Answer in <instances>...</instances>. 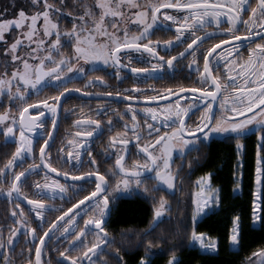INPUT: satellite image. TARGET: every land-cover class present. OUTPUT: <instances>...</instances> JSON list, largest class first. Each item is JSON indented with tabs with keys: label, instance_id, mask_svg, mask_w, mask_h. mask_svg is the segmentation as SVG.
I'll return each mask as SVG.
<instances>
[{
	"label": "snow or ice",
	"instance_id": "1",
	"mask_svg": "<svg viewBox=\"0 0 264 264\" xmlns=\"http://www.w3.org/2000/svg\"><path fill=\"white\" fill-rule=\"evenodd\" d=\"M12 7L17 13L11 18L5 16L7 8L0 12V57L5 61L0 71V105L3 99L10 105L0 112V136L5 146L15 145L0 166V196L11 205L7 216L11 223L0 224V264H16L17 255L23 264H128L127 249L117 245L108 228L116 201L125 195L150 200L152 205L148 228L136 233V247L144 252L136 264H152L151 250L172 241H186L202 254L219 255V239L197 230L198 219L223 203L222 188L213 184L211 171L195 181V192L186 205L190 225L184 215L177 217L172 228L154 235L162 224L172 223L168 196L183 191L181 172L185 167L192 171L202 166L200 157H187L206 147L213 135H230L235 140L236 167L241 170L242 140L255 134L249 219L250 226L264 229V0H24L19 5L13 0ZM66 17H71V27L62 29L60 21ZM13 29L19 33L9 41L6 33ZM173 29L169 39H152L157 30ZM245 42L246 58L240 51ZM66 46L71 48L70 55L63 51ZM145 53L148 59H144ZM134 58L144 66H133ZM184 60L198 86L178 84L157 90L148 85L154 94H147L137 83L131 89L84 90L109 87L104 76H90L97 71L107 74L109 67L122 83L129 78L125 70L134 80L154 79L156 73L182 71L177 65ZM79 77L86 78L84 88L70 87ZM46 88H53L56 94L31 102L33 95L40 96ZM73 91L112 102L137 101V105L126 103L121 112L107 107V100L98 99L95 117L90 114L74 120L77 130L61 140L56 159L62 166L58 168L53 165L51 149L56 143L62 98ZM141 100L164 103L140 108ZM17 101V111L12 113L11 106ZM194 109L201 115L189 123L187 118ZM105 135L103 151L95 153L96 139ZM176 157L182 161L179 166ZM28 158L32 162L24 167ZM108 161L114 162L102 172L100 165ZM42 171L43 182L28 183ZM50 173L63 176L65 182ZM233 175L237 176L232 189L236 193L241 190L243 172ZM109 176L116 178L114 183ZM68 178L73 183H67ZM149 181L153 182L151 188ZM26 186L35 189L32 196L26 193ZM70 189L76 197L75 202L69 198L70 207L48 204L57 197L65 199ZM160 192L167 196L157 198L155 194ZM49 212L59 215L48 221ZM244 238L243 219L233 215L226 235L228 247L239 251ZM178 250L179 245L172 243L166 264H181ZM244 264H264V245L252 250Z\"/></svg>",
	"mask_w": 264,
	"mask_h": 264
},
{
	"label": "trees",
	"instance_id": "2",
	"mask_svg": "<svg viewBox=\"0 0 264 264\" xmlns=\"http://www.w3.org/2000/svg\"><path fill=\"white\" fill-rule=\"evenodd\" d=\"M13 0H0V12H3L5 8L8 12L5 13L7 18H11L17 13V9L12 7ZM19 4H23L24 0H15ZM91 3V0H89ZM71 17H66L60 21L62 29L70 28ZM16 36V31L12 30L8 33V40L11 41ZM3 43V42H0ZM4 59L0 57V71H3ZM235 140L230 136L223 137L222 139L212 138L206 147L201 148L199 152L192 151L187 157L188 159H194L200 157L201 167H196L190 171L185 167L181 172L183 178L182 189L178 191L175 197L168 196L170 203L172 204V223L162 224L160 229H157L154 235H160L161 230H167L172 228L176 222L177 217L183 218L184 215L188 216L186 223L190 225V207L186 208V205H190L192 194L195 192V181L197 177L202 175L206 171L213 173V184L215 186H222L225 181V175L222 171L223 166V151L227 146H235ZM242 143L245 145L244 158H243V177L241 179V190L239 194L232 197H228L223 200V203L209 212L202 219L197 221V230L204 231L213 238H218L224 235L231 227V219L233 215L239 214L243 219V230L245 238L242 248L239 251H230L226 254L219 255H207L201 254L196 247L187 245L186 241H172L168 244H157L151 250L152 264H166L169 257V248L172 243L179 245L177 256L181 261V264H244L245 257L250 254L252 250L264 245V229L259 226H250V213H251V193L253 191V171H254V158L256 151L257 139L254 133L247 135ZM206 157V158H205ZM176 165L179 166L182 161L176 157ZM4 164V161H0V166ZM153 185L149 184L151 188ZM157 198L159 195H166L167 193L160 192L155 194ZM183 203L177 204V201ZM152 205L150 200H145L137 196H122L116 201V206L112 211L111 218L108 220V228L115 236L117 245L123 244V249H127L125 253V259L128 264H136L139 256L143 255L142 249H137L138 243L136 239V233H142L149 226L151 220ZM131 230V231H129ZM127 233V239H123V234ZM109 252L112 249H108ZM111 264H115V261H111Z\"/></svg>",
	"mask_w": 264,
	"mask_h": 264
},
{
	"label": "flooded vegetation",
	"instance_id": "3",
	"mask_svg": "<svg viewBox=\"0 0 264 264\" xmlns=\"http://www.w3.org/2000/svg\"><path fill=\"white\" fill-rule=\"evenodd\" d=\"M163 11V10H162ZM172 11V10H169ZM226 26V24L224 25ZM131 27V26H130ZM132 30L135 31V27L132 26ZM209 31H211L212 29H208ZM174 33V29L171 32H165L163 30H157L155 32V34L153 35L152 39L153 40H165V39H169L171 38V36ZM212 42H206L204 47L207 48L209 46H211ZM246 42H245V47L241 48V52L243 53V55L246 58L247 55V51H246ZM222 47H226V46H222ZM161 51V54H164L163 48L161 47L159 49ZM179 50H182L179 49ZM64 53L66 55H70L71 53V48L70 47H65L63 49ZM172 55L176 54V50H173L171 52ZM134 57H138L139 54H133ZM144 59H148L147 54H144ZM125 63H127V61H124ZM188 63V60H184L181 62V64L177 65V68L180 69L183 67L182 71H176L175 73L172 72H161V73H156L155 74V78L154 79H148L146 77H142L140 78V80H134L131 77V73L128 72V70H125L126 75L129 77L127 79H125L122 83L117 81L112 73H113V69L112 68H107L106 72L105 71H97L94 73H90V76L94 79L95 76L97 75H102L104 76L105 80L107 81L109 87H103L100 85H96V86H91L88 87L86 89H84L87 92H91V93H96V92H104V91H109V90H116V89H131L134 83L139 84V86L142 89H146L147 90V94H154L151 89H148V85H153L155 87V89L160 90L166 87H175L178 84H183L186 87L187 86H198L196 85L194 82L197 80V77L195 74H192L190 76L189 70L187 69L186 65ZM133 66H144L143 63H138L137 59H133L132 61ZM201 66H202V61H201ZM86 67L91 68V65H87ZM98 69H103L104 66L103 65H97L96 66ZM190 76V78H189ZM146 81V82H145ZM86 83V78L84 77H79L76 80H74V83L72 85H69L70 87H80V88H84V84ZM55 90L53 88H46L44 90L43 93L40 94V96H36L33 95L31 97V102H35L38 99H43L46 96L49 95H54ZM181 95H185V94H181ZM99 100H107L108 104L106 105L109 108L112 109H119V111L123 112L125 111L124 105L126 103H132L134 105V107L137 105V101H131V102H127V101H122L120 99H117L116 102H112V100L110 98H106V97H97L95 95L92 96H86L83 93H77V92H72L70 95L66 94L65 98H62L61 101V110H60V116H59V125H58V129L55 130V136H56V143L54 144V146L52 147L51 151H52V161H53V165L55 167L60 168L62 166V162L57 161L56 157H57V150L61 147V140H63L69 133H74L77 129L74 127L73 125V121L79 118H82V116L86 117L88 115H93V117H95V111L98 107V103L97 101ZM169 99H173V101L175 100V97H169ZM51 102V101H50ZM161 102V101H155V102H146V101H139V106L140 108H142L143 106L149 105L152 107H156L157 103ZM148 103V104H147ZM149 103H153L155 105H150ZM185 101H181V104H184ZM9 102L7 101V99H3V104L0 105V112H3L5 110H7L9 108ZM19 106V102L17 101L15 105L11 106V111L12 113H15L17 111V107ZM81 109H83V113H81ZM30 111H34L31 110ZM112 114V113H110ZM219 114V113H217ZM201 115L200 111L197 110H193L192 113L189 114V117L187 118L189 123H191L192 121H198L199 116ZM116 117L114 116V119ZM106 119V118H105ZM239 119V117H238ZM142 122V119H141ZM50 127V124H49ZM118 130H122L119 129ZM66 142V141H65ZM107 143V135L97 138L93 147L95 149V153H100L103 151V146ZM15 149V145L9 143L8 145H4L3 144V137L0 136V161H4V163L6 162L7 158H9L10 154L12 151H14ZM36 153H37V162H38V145L36 146ZM94 153V154H95ZM98 160H102V157H97ZM138 157H133V159H136ZM32 162L31 158H28L24 164V167H27V165L29 163ZM114 161H108V162H104L100 165L101 167V171L102 172H107L108 169L112 166V163ZM127 163L129 164V166L131 165V160H128ZM43 176H44V172L42 171L40 173V176H32L28 183L32 184L34 181L36 180H40L41 182H43ZM50 176L52 178H56V179H60L61 182H65V178L63 176H57L56 173H50ZM114 177L109 176V180L110 182L114 183L115 182ZM67 183H73L71 181L70 178H68ZM78 183V182H77ZM149 184L153 185V182L149 181L147 186ZM89 188L94 187V185H90L88 186ZM25 191L29 196H32L35 192V189L30 188V187H25ZM83 195V193L81 194ZM69 198H71V202H75L76 197H73V192L70 189L68 193L65 194V199H60L59 197H57L54 200H49L48 204L56 207V208H67L71 206V202L69 201ZM22 206L25 207V209H27L29 206L27 205L26 201H22ZM11 207V205H9L6 201V199L2 196H0V224H4L5 222L7 223H11L10 220H7V216L9 215L8 213V209ZM47 215V220L51 221L55 218L56 215H59V212H49L46 214ZM81 225H82V221ZM35 226V225H34ZM89 239H91V237H89ZM20 249L17 248V253H19ZM53 255H55L53 253ZM95 259V258H94ZM16 264H23V258H21L19 255L16 256Z\"/></svg>",
	"mask_w": 264,
	"mask_h": 264
},
{
	"label": "rangeland",
	"instance_id": "4",
	"mask_svg": "<svg viewBox=\"0 0 264 264\" xmlns=\"http://www.w3.org/2000/svg\"><path fill=\"white\" fill-rule=\"evenodd\" d=\"M13 30L16 31V35L19 33V30H16V29H13ZM6 36H8V33H6ZM249 134H251V133H249ZM226 136H230V135H213L212 138L222 139L223 137H226ZM223 160H224V162H223V166H222V171L224 172V175H225V181H224L223 185L220 187L222 188V199L224 200L228 197H232L234 195L239 194V192L233 193V191H232V189L234 188V181L237 179V176L233 175V173L241 171V170H238L236 167L237 161H236V148H235V146L232 145V146H227L224 148ZM253 190H254V187H253ZM214 209L215 208H213L212 210H214ZM203 217L204 216L200 217L198 220L202 219ZM254 227H257V226H254ZM227 232L224 235H222L221 237H218L219 243H220V249H221L219 254H226L230 251H234L228 247L227 240H226ZM196 248L201 253V250L198 247H196Z\"/></svg>",
	"mask_w": 264,
	"mask_h": 264
},
{
	"label": "water",
	"instance_id": "5",
	"mask_svg": "<svg viewBox=\"0 0 264 264\" xmlns=\"http://www.w3.org/2000/svg\"><path fill=\"white\" fill-rule=\"evenodd\" d=\"M169 100H172L173 101V99H169ZM164 103V101H161V102H158L157 104H163ZM148 104V103H147ZM150 105H155V104H153V103H149ZM146 105V104H145ZM87 203V202H86Z\"/></svg>",
	"mask_w": 264,
	"mask_h": 264
}]
</instances>
